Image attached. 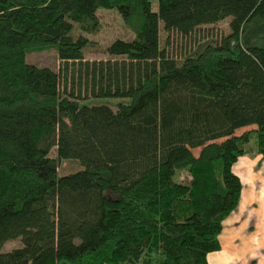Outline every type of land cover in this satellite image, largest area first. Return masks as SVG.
<instances>
[{
  "label": "trees",
  "instance_id": "1",
  "mask_svg": "<svg viewBox=\"0 0 264 264\" xmlns=\"http://www.w3.org/2000/svg\"><path fill=\"white\" fill-rule=\"evenodd\" d=\"M104 10L131 37L89 60ZM48 52L57 71L27 63ZM251 154L264 0H0V264H209Z\"/></svg>",
  "mask_w": 264,
  "mask_h": 264
},
{
  "label": "crops",
  "instance_id": "2",
  "mask_svg": "<svg viewBox=\"0 0 264 264\" xmlns=\"http://www.w3.org/2000/svg\"><path fill=\"white\" fill-rule=\"evenodd\" d=\"M241 179L237 209L225 220L221 250L208 256L209 264H264V156L253 154L234 166Z\"/></svg>",
  "mask_w": 264,
  "mask_h": 264
},
{
  "label": "rangeland",
  "instance_id": "3",
  "mask_svg": "<svg viewBox=\"0 0 264 264\" xmlns=\"http://www.w3.org/2000/svg\"><path fill=\"white\" fill-rule=\"evenodd\" d=\"M99 14L103 22L104 28L101 33L93 36H88V38L91 41L97 43L98 45V47L86 52V58L89 60L107 59V56L104 54V50L106 46H108L117 38L127 39L131 37V33L123 26L122 22L120 21L116 13L104 10L101 11ZM228 31H229V22L225 21L222 24H220L219 27L210 30V32L208 33L214 38L221 39L222 36L228 33ZM164 38H165V32L163 31V26H161V40L163 41ZM172 41L174 42L178 40H172ZM171 47L169 48L170 51L171 49H173ZM27 63L38 67H48L55 71H57L60 68V61L58 59V54L56 52L30 54L27 56ZM116 103L117 101L106 100V99H94L85 102V104L89 106L108 105L110 107H114ZM250 147L255 148L254 141L251 142ZM194 153L197 154L199 153V151H195ZM252 156L253 154H251V157ZM49 157L54 158L55 153L54 152L50 153ZM81 169L82 166L78 161L63 160L60 162L58 174L59 176H64L78 172ZM20 246L21 243L19 240L8 242L5 246V251L10 252L14 249L19 248Z\"/></svg>",
  "mask_w": 264,
  "mask_h": 264
}]
</instances>
